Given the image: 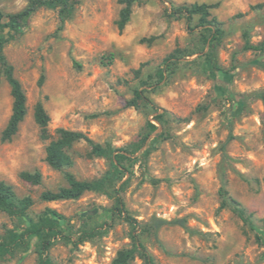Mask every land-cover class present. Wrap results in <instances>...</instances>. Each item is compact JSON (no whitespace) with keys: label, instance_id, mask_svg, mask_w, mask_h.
<instances>
[{"label":"rangeland","instance_id":"1","mask_svg":"<svg viewBox=\"0 0 264 264\" xmlns=\"http://www.w3.org/2000/svg\"><path fill=\"white\" fill-rule=\"evenodd\" d=\"M26 3L0 0V9ZM192 3L210 5L219 32L175 10ZM121 6L76 0L61 29L57 9L38 8L4 46L26 114L11 140L0 139V181L33 203L19 216L0 210V264H107L133 233L153 264H264V0H136L119 30ZM135 90L151 103L129 105ZM37 102L50 116L48 138L33 118ZM11 103L0 67V132ZM58 128L125 150L108 190L121 186L135 224L104 192L41 199L67 185L65 173L93 180L110 165L85 140L67 150L70 165H48ZM35 170L38 184L19 177ZM222 189L251 213L248 222L222 204ZM129 264L145 263L136 254Z\"/></svg>","mask_w":264,"mask_h":264},{"label":"trees","instance_id":"2","mask_svg":"<svg viewBox=\"0 0 264 264\" xmlns=\"http://www.w3.org/2000/svg\"><path fill=\"white\" fill-rule=\"evenodd\" d=\"M76 0H27L26 5L17 12L4 13L0 9V67L4 77L10 87V94L12 97L11 112L8 120L0 132L1 141H9L17 133L20 123L23 121L26 114V95L21 86L20 81L14 76L13 67L8 62L4 54V46L21 29V22L28 17L35 10L41 7L57 9L59 16V29L63 28L65 20L70 17L73 11V5ZM122 4L119 10V17L116 21L119 30L124 29L130 20L132 13V6L136 0H119ZM210 5L206 3H192L188 6L183 5L176 7L178 13H185L187 19L190 20L192 15L198 14L199 20L203 25L209 24L210 30L219 32L217 26L218 22L214 19H208L210 16ZM246 48L258 49L257 45L247 43ZM162 76V74L160 73ZM144 90H135V97L129 100V105L135 106L137 100H144L148 103L151 101L143 95ZM33 118L36 124L40 127L42 136L48 138L47 125L50 121V116L40 102H37L33 109ZM157 119L161 115L156 116ZM151 129L156 127L149 122ZM57 136L50 139L45 146V160L51 167L61 170L71 164L72 160L68 153V149L72 144L79 140H85L91 146V152L96 156L106 157L109 160V168L105 173L93 180H78L71 173H65L67 185L60 187L56 191L46 190L40 195L41 199L46 201L77 199L86 191H99L110 195L114 200V212L118 216H124L130 223L135 224V221L126 214L123 198L121 196V186L111 188L115 179H120L123 174L124 165L122 163L127 155L122 152L124 149H113L109 146H102L99 143L93 142L85 133L81 131L69 130L65 128L57 129ZM146 137L142 139L145 142ZM125 151V150H124ZM148 150L146 151V153ZM19 177L25 181L33 184L41 182V173L35 171H21ZM222 204H230L233 211L243 221L248 222L251 213L237 200L228 196L227 192L222 189ZM33 203L31 197L26 196L18 199L11 184L1 180L0 181V210L9 215L19 216ZM54 214V211H52ZM132 245L119 249L111 261L107 264H129V262L138 254L145 264H153V258L148 252L139 235L133 233L131 235ZM4 249V244L0 242V254Z\"/></svg>","mask_w":264,"mask_h":264}]
</instances>
